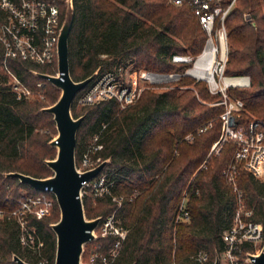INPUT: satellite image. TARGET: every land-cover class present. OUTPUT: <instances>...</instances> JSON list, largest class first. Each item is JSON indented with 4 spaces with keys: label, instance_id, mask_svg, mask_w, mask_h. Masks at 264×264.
Wrapping results in <instances>:
<instances>
[{
    "label": "trees",
    "instance_id": "obj_1",
    "mask_svg": "<svg viewBox=\"0 0 264 264\" xmlns=\"http://www.w3.org/2000/svg\"><path fill=\"white\" fill-rule=\"evenodd\" d=\"M72 1L68 61L73 81L84 80L97 70L98 74L113 71L125 61L137 70L180 74L179 85L195 81L181 75L191 63L171 60L172 55L186 51L198 56L206 41L199 17L189 4L176 8L167 6L165 0ZM54 2L64 18L65 0ZM224 25L228 45L225 74L250 79L248 87L228 89L230 96L243 102L237 117L241 127L249 123L246 112L264 120V0H236ZM2 60L0 45V209L11 211L17 206L20 190L33 195L38 191L7 173L34 178L52 175L45 161L55 157L51 153L54 147L42 130L52 124L53 117L42 109L56 102L60 90L35 75L55 74L56 63L49 67L10 59L9 68L27 86L35 89L38 82L43 83L44 100L17 99L1 84ZM85 90L76 94L70 108L73 118L83 117L76 134L75 163L87 149L88 140L99 133L102 149L98 154L109 160L105 169L113 182L111 190L125 195L116 216L128 233L111 264H197L189 256L198 251L208 255L203 264H213L222 249L221 234L235 209L234 194L223 175L235 146L223 144L220 152L208 159L206 168H200L219 137L223 106H206L197 96L218 101L220 94H210L201 81L193 90L182 92L178 88L145 89L137 102L122 110L114 101L77 110L76 100ZM189 135L192 139L186 140ZM237 183L247 206L254 207L253 219L264 224V180L258 181L239 168ZM184 194L190 219L175 223ZM50 196L54 203L51 215L29 218L42 243L39 249L23 248L16 223L0 219V264H15L14 255L29 264H38L44 256L47 264H54L56 238L50 225L58 220L59 210ZM81 199L87 219L105 217L116 207L107 197L94 199L88 194ZM93 202L105 204L96 210ZM114 241L113 237L100 238L86 244L84 252L94 246L106 254Z\"/></svg>",
    "mask_w": 264,
    "mask_h": 264
},
{
    "label": "built area",
    "instance_id": "obj_2",
    "mask_svg": "<svg viewBox=\"0 0 264 264\" xmlns=\"http://www.w3.org/2000/svg\"><path fill=\"white\" fill-rule=\"evenodd\" d=\"M167 4L180 7L189 4L199 17L200 24L206 33V41L201 53L196 57L174 54V63H191L181 75L195 81H205L212 95L220 94L218 105L223 106L219 118L220 134L212 144L210 152L200 166L206 168L210 155L218 153L223 144L232 142L235 146L230 165L223 171L226 182L230 185L235 197V209L230 225L222 232V249L216 253L218 264H252L249 256H255L264 245V225L253 219L254 207H248L242 190L238 187V169L249 172L256 180H264V122L250 121L246 126H237L238 113L243 110L240 99L231 98L229 88H244L250 85L248 76H228L225 74V64L228 58V45L225 29V18L234 7L236 0H165ZM63 23L60 10L54 0H0V45L3 50L2 86L20 100H44L43 83L38 82L35 89L27 86L8 66L10 59L28 61L40 66H53L56 63L57 73V43ZM211 53L207 55V51ZM209 72V77L202 73ZM50 75V74H49ZM180 74H160L148 70H134L119 66L113 71H106L96 77L85 87L84 93L78 96L79 106L96 105L104 101H114L119 109L134 104L145 89L159 87ZM106 124L102 125V129ZM189 135L186 140H191ZM99 133L93 135L85 152L81 155L76 169L86 172L95 168L102 160L99 151ZM105 169V168H104ZM104 169L92 180L83 182L81 197L89 190L95 198L109 196L120 203L111 192L113 182L108 179L109 171ZM51 190L33 195L25 190L20 192L17 206L11 211L0 209V219H12L18 228L19 243L23 248L39 249L42 243L37 238L35 228L30 224V217H44L49 214L53 204ZM264 202V195L261 197ZM184 194L175 217V223L189 221ZM94 242L100 238H115L106 254H102L93 246L82 264H111L119 256L122 243L126 239L128 228L117 219L115 212L100 217L97 228L93 231ZM88 244V243H87ZM84 253V249H83ZM82 253V254H83ZM215 255V256H216ZM189 259L197 264L207 262L208 255L198 251ZM40 259L38 264H44ZM175 264V263H173Z\"/></svg>",
    "mask_w": 264,
    "mask_h": 264
},
{
    "label": "water",
    "instance_id": "obj_3",
    "mask_svg": "<svg viewBox=\"0 0 264 264\" xmlns=\"http://www.w3.org/2000/svg\"><path fill=\"white\" fill-rule=\"evenodd\" d=\"M65 2L66 11L57 43L58 75L35 73L37 77L60 90L58 100L42 109L43 112L52 115L57 132L55 138L49 142V145L56 149V155L53 159L45 161L52 175L34 178L19 172H10L6 176L16 178L20 183L38 192L44 188L51 190L59 210L58 220L50 225L56 238L54 264H82L84 246L94 239L93 231L100 221V217L93 219L85 217L80 195L82 184L95 178L107 166L109 160L102 161L86 172L80 173L76 169V134L83 117L73 118L70 108L76 94L96 77L98 70L78 82L70 77L68 36L73 22V1ZM249 257L253 260L252 264H264V245L257 255ZM12 261L15 264H29L16 255L12 257ZM213 264H218L217 255Z\"/></svg>",
    "mask_w": 264,
    "mask_h": 264
},
{
    "label": "rangeland",
    "instance_id": "obj_4",
    "mask_svg": "<svg viewBox=\"0 0 264 264\" xmlns=\"http://www.w3.org/2000/svg\"><path fill=\"white\" fill-rule=\"evenodd\" d=\"M165 4L167 5V6H171V7H175V6H172V5H169V4H167V2L165 1ZM177 8V7H176ZM181 55H188V56H191V57H194V55L191 53V52H189V51H186V52H184V53H182ZM104 57V56H103ZM119 66H128V67H130V68H133V64H131V63H129L128 61H125V63H123V64H120ZM134 70H137V69H135V68H133ZM140 70H142V69H140ZM171 74H173V73H171ZM179 78H174V79H171L170 81H168V82H166L165 84H163V85H161V86H159V87H155L154 89L155 90H157V91H160V90H163V89H168V90H171V89H174V88H178L179 89V91H184V90H186V89H192L193 90V86H194V84L196 83V82H201V81H194V82H187L186 84H183V85H179V80H178ZM205 82V81H204ZM205 84H206V86H207V83L205 82ZM207 88H208V86H207ZM203 91H205V90H203ZM209 91V90H208ZM206 92V91H205ZM58 94H57V99H56V101L58 100V98H59V96H60V91H58L57 92ZM194 93H196V91L194 90ZM210 93V92H209ZM211 94V93H210ZM230 96V95H229ZM231 98H234L233 96H230ZM197 99H198V101L199 102H201L202 104H205L206 106H213V105H218V102L221 100V99H219L218 101H215V100H211V98H209V99H203V98H201V97H198L197 96ZM237 99V98H236ZM45 103L46 104H48V101L47 100H45ZM51 106V105H50ZM77 106V110L78 109H82V107L83 106H79V105H76ZM246 116L250 119L249 120V122L250 121H253V120H255V121H262V122H264V120H262L259 116H257V115H255V114H252V113H249V112H246ZM42 134H45L46 136H48V137H50L51 139L50 140H52V139H54L55 138V136H56V134H57V132H56V127H55V124H54V122H53V118H52V124H49V125H47V127L46 128H44L43 130H42ZM91 142V139H89L88 140V144ZM212 146V145H211ZM223 147V146H222ZM211 148V147H210ZM210 148H209V151H208V154H209V152H210ZM222 149V148H221ZM220 149V150H221ZM220 152V151H219ZM218 152V153H219ZM54 156H55V154H56V149L55 148H52V152H51ZM218 153H215V152H213L211 155H210V157L211 156H216ZM208 154H207V156H208ZM207 156H206V158H207ZM80 160V159H79ZM108 170L107 169H105L104 170V172H107ZM108 179H110V173L108 174V177H107ZM110 181H112V180H110ZM22 190H20V192H21ZM20 192H19V194H20ZM116 198H119V200H120V203H117V201H114V200H112V199H110V197L109 196H104V197H107V198H109L110 200H111V202H113V203H115L116 204V207L113 209V211L112 212H115V214L117 213V209H119L120 207H121V203H122V201H123V198L125 197V195L124 194H122V193H120L119 195H116V194H114L113 192H111ZM88 194H91L90 193V191L89 190H85V192L83 193V195H88ZM92 195V194H91ZM244 195V194H243ZM93 196V195H92ZM94 197V196H93ZM102 198V197H101ZM94 199H95V197H94ZM130 200L132 199V197H130L129 198ZM244 200H245V197H244ZM246 202V201H245ZM104 204L105 203H102V202H93L92 203V206L94 207V208H96V210L98 209V210H101V208H103L104 207ZM53 205H54V203L52 204V206H51V208H50V211H49V214L48 215H46V216H50L51 215V213H52V210H53ZM58 209V208H57ZM45 217V216H44ZM118 219V218H117ZM119 220V219H118ZM120 221V220H119ZM120 223H121V221H120ZM263 223V222H262ZM122 224V223H121ZM123 225V224H122ZM264 225V224H263ZM85 254H86V252H84ZM83 253V254H84ZM82 254V255H83ZM87 255H85V258L83 257V262H85L86 260H87ZM40 259H44V261H45V263L44 264H47V260H45V258H44V256H42V257H40ZM81 259H82V257H81Z\"/></svg>",
    "mask_w": 264,
    "mask_h": 264
},
{
    "label": "bare ground",
    "instance_id": "obj_5",
    "mask_svg": "<svg viewBox=\"0 0 264 264\" xmlns=\"http://www.w3.org/2000/svg\"><path fill=\"white\" fill-rule=\"evenodd\" d=\"M211 53V50L207 51V55ZM206 75L207 77H209V72H205L204 74L202 73V76Z\"/></svg>",
    "mask_w": 264,
    "mask_h": 264
}]
</instances>
